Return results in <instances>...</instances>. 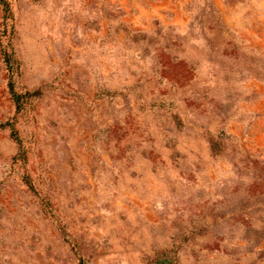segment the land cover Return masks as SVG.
<instances>
[{
    "label": "rangeland",
    "instance_id": "374dc122",
    "mask_svg": "<svg viewBox=\"0 0 264 264\" xmlns=\"http://www.w3.org/2000/svg\"><path fill=\"white\" fill-rule=\"evenodd\" d=\"M7 2L0 264H264V0Z\"/></svg>",
    "mask_w": 264,
    "mask_h": 264
},
{
    "label": "trees",
    "instance_id": "16d2710c",
    "mask_svg": "<svg viewBox=\"0 0 264 264\" xmlns=\"http://www.w3.org/2000/svg\"><path fill=\"white\" fill-rule=\"evenodd\" d=\"M0 4H1V6H2L4 11H8V2H7V0H0ZM2 55H3V58H4V61H5L6 65L8 67H11V63H12V56H11L12 54H11V52H8L6 50V48H2ZM10 89L12 91L13 97L17 100L19 98V96L14 93L11 84H10Z\"/></svg>",
    "mask_w": 264,
    "mask_h": 264
}]
</instances>
